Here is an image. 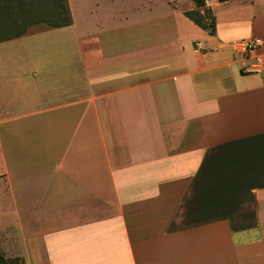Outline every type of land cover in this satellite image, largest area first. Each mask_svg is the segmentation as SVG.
Masks as SVG:
<instances>
[{
    "label": "crops",
    "instance_id": "1",
    "mask_svg": "<svg viewBox=\"0 0 264 264\" xmlns=\"http://www.w3.org/2000/svg\"><path fill=\"white\" fill-rule=\"evenodd\" d=\"M68 2L44 62L0 55L3 257L264 264V0H206L215 34L193 0Z\"/></svg>",
    "mask_w": 264,
    "mask_h": 264
},
{
    "label": "trees",
    "instance_id": "2",
    "mask_svg": "<svg viewBox=\"0 0 264 264\" xmlns=\"http://www.w3.org/2000/svg\"><path fill=\"white\" fill-rule=\"evenodd\" d=\"M52 1L53 7H47V3L51 6V0H0V41L22 36L28 32L30 26L40 22H45L50 27L71 25L73 20L68 0ZM193 1L197 9L186 11V16L210 34H215L216 19L211 9L207 7L206 0ZM44 5L46 9L42 13L40 7ZM200 8H204V11L202 12ZM0 264L14 262L0 254Z\"/></svg>",
    "mask_w": 264,
    "mask_h": 264
},
{
    "label": "rangeland",
    "instance_id": "3",
    "mask_svg": "<svg viewBox=\"0 0 264 264\" xmlns=\"http://www.w3.org/2000/svg\"><path fill=\"white\" fill-rule=\"evenodd\" d=\"M73 1L75 4L76 12L78 13L75 0H73ZM53 5H54V3L52 0H51V6H50V3H47V7H53ZM38 8H39V6H38ZM45 9H46L45 5L40 7V11H42V13H43V11H45ZM58 19H59V17H58ZM49 28H51L49 26V24H47L45 22H40L38 24H34V25L29 27L28 33H30V35H26L24 37L15 39L9 43L0 44V55H1V57L6 58L5 57L6 55L3 54V53H5L6 50H14L15 51L14 58L19 63H22L23 62L22 58H27V56L29 57L28 51L31 50L32 53L34 52V58L36 59V62H37V60H43V62H44V59L47 58L46 52L44 50L46 48L48 49L49 47L50 48L59 47L60 42H61L60 41L61 37L57 34L58 31H60V30L54 29V28L49 29ZM2 169L3 168H1V165H0V172L2 171ZM0 254H2V252H0ZM11 261L15 262V259H13Z\"/></svg>",
    "mask_w": 264,
    "mask_h": 264
},
{
    "label": "built area",
    "instance_id": "4",
    "mask_svg": "<svg viewBox=\"0 0 264 264\" xmlns=\"http://www.w3.org/2000/svg\"><path fill=\"white\" fill-rule=\"evenodd\" d=\"M262 41L259 37H249L243 38L235 43L237 49L245 52V53H255L257 49L261 46ZM255 63L252 64V70L256 72H260L264 70V58L259 55L255 54Z\"/></svg>",
    "mask_w": 264,
    "mask_h": 264
}]
</instances>
